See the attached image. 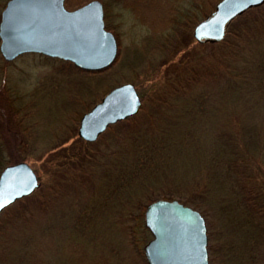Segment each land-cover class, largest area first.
<instances>
[{
  "label": "rangeland",
  "instance_id": "374dc122",
  "mask_svg": "<svg viewBox=\"0 0 264 264\" xmlns=\"http://www.w3.org/2000/svg\"><path fill=\"white\" fill-rule=\"evenodd\" d=\"M218 1L111 3L120 44L100 71L39 53L6 67L23 159L10 164L27 162L39 186L0 213V264H147L128 226L158 199L202 213L209 264H264V3L237 16L223 43H201L194 27ZM127 82L138 113L80 138L82 115ZM64 152L79 158L59 166Z\"/></svg>",
  "mask_w": 264,
  "mask_h": 264
},
{
  "label": "water",
  "instance_id": "95a60500",
  "mask_svg": "<svg viewBox=\"0 0 264 264\" xmlns=\"http://www.w3.org/2000/svg\"><path fill=\"white\" fill-rule=\"evenodd\" d=\"M263 3L219 0L195 25L193 36L201 43L219 42L237 16ZM0 52L6 61L39 53L71 61L85 71H100L115 61L118 42L105 27L99 0L72 10L65 0H7L0 13ZM141 105L135 85L120 84L82 115L78 135L94 142L111 125L136 115ZM38 186L39 178L27 162L5 166L0 172V213ZM144 222L152 236L143 248L147 264H209L207 224L199 210L177 199H158L147 204Z\"/></svg>",
  "mask_w": 264,
  "mask_h": 264
},
{
  "label": "trees",
  "instance_id": "16d2710c",
  "mask_svg": "<svg viewBox=\"0 0 264 264\" xmlns=\"http://www.w3.org/2000/svg\"><path fill=\"white\" fill-rule=\"evenodd\" d=\"M1 1H6V0H0V12L4 6L3 4H1ZM115 1H118V0H112V1L104 0V20H105L106 28L108 30H111L113 33H115L117 41H118V45H119L120 41H119L118 35L115 32V30H113V26L110 23V19H109L110 6H111V3ZM181 12H180V17L183 14H185V12L184 13H181ZM201 15L202 17L198 19L208 16L209 14L207 15V13L206 14L204 13ZM224 41L226 40L223 39L215 43H223ZM206 43H209V42H206ZM13 63L14 61L12 62L6 61L0 52V172L8 164L12 162H16L17 160H23V159H18V157H20V154L17 150L18 141L15 138L13 139V136H14L13 132L15 131L17 127H20L21 125V123H19L18 121L20 120V109L18 106H16V102L19 99V97H17L19 90L17 87H10L7 83L6 85L5 83L2 85V80H1V76L4 73L6 67H9ZM5 94H7L8 97L5 96ZM17 105H20L22 107L21 103H17ZM86 145L87 144L84 143L82 147H80L79 149L80 150L83 149L84 147H86ZM73 157L79 158L77 153L74 154V152L72 153L64 152L59 157L58 165L61 166L63 165V163L64 164L67 163V161ZM263 191H264V188H263ZM126 204L132 205V202L130 203L126 202ZM140 204H141L140 201L139 203L137 201L134 203V200H133V206L136 207ZM146 206L144 205L140 213L135 215V218H134L135 223L133 225L128 226V238L130 240V243L133 245V247H135V249L138 248L139 250H141L142 251L141 254L143 256H144V252H143L144 245L151 239L150 231L147 229V227L145 226V222H144V212H145ZM263 212H264V209H263ZM263 259H264V256H263Z\"/></svg>",
  "mask_w": 264,
  "mask_h": 264
},
{
  "label": "bare ground",
  "instance_id": "6f19581e",
  "mask_svg": "<svg viewBox=\"0 0 264 264\" xmlns=\"http://www.w3.org/2000/svg\"><path fill=\"white\" fill-rule=\"evenodd\" d=\"M105 21V20H104ZM106 27V26H105ZM107 29V28H106ZM118 42V41H117Z\"/></svg>",
  "mask_w": 264,
  "mask_h": 264
}]
</instances>
